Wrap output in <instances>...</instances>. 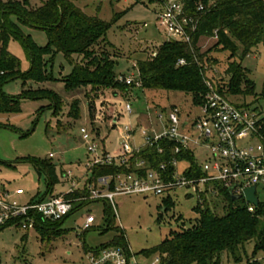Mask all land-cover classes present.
Here are the masks:
<instances>
[{"label": "rangeland", "instance_id": "374dc122", "mask_svg": "<svg viewBox=\"0 0 264 264\" xmlns=\"http://www.w3.org/2000/svg\"><path fill=\"white\" fill-rule=\"evenodd\" d=\"M3 1H16L27 5L26 8H37L46 0ZM75 2L87 14L99 16L111 23L106 34L110 46H106L109 52L115 55L119 75L137 78L138 61L151 57L167 40L166 33L158 29L156 24L157 12L160 9L158 2L145 0ZM12 19L19 24L20 30L30 35L38 45L48 44L46 30L19 23L15 15ZM144 23L148 25L144 27ZM216 44L217 38L214 37H202L199 41L201 51L208 52V57L212 58L210 63H207L210 75L224 84L229 81L226 69L230 51L222 50ZM9 50L21 59L23 72L30 69L28 55L18 40H10ZM52 56L54 55L49 53L44 57L46 60ZM231 60H238L248 70L247 77L253 79L255 93L247 97L244 95L230 97L236 102L249 104L252 108L259 105L264 108V101L259 95L264 87V45L260 44L251 49L247 56L239 55ZM53 71L60 79L72 71L62 53L56 54ZM49 85L51 86L50 83ZM53 86L65 101L61 110L55 112L54 108L48 107V99L25 98L21 100L19 113L0 114V184L11 191L24 189L25 194L17 196L20 201L35 195L39 197L48 188V178L37 170L32 162L34 159H49L57 165L59 180L52 188L54 193L68 192L72 184L64 175L69 171L80 180L78 187H83L91 172L87 167L89 154L81 140L80 128L88 126L91 129L92 125L101 127V136L106 137L104 141L106 148L119 152L121 146V142L117 140L119 132L117 128H111L112 118L115 114L125 113L124 106L127 102L132 105V112L124 114L120 127L132 132V144L138 148L145 144L141 135L142 126L147 130L154 128L157 132L163 130L166 116L164 114V119H159V113L169 111L172 107H177L183 118L193 119L201 113L200 108L192 101V96L185 92L130 87L132 90L125 97L115 98L107 94L95 101V114L99 120L91 124L84 88L68 91L61 80ZM4 89L9 94L18 95L22 90V80L11 81ZM77 102L80 113L74 118L70 115L71 105L74 103V106ZM50 153H54L55 156L50 157ZM202 158L197 157V161L201 162ZM188 167L187 162L181 161L179 175L183 176ZM257 194L259 199L264 201V186L260 185L257 188ZM168 198L172 200V204H167ZM222 199L217 200L216 204V211L219 214H223L228 205V201ZM108 202L100 199L76 209L62 223L60 230L54 233L42 234L37 228L25 231L16 226L1 229L0 264H88L87 249L96 250L105 245L111 246L121 235L124 237L121 246L131 248L142 263H147L153 258L154 253L145 254V250L156 247L182 226L195 223L199 217L196 211L198 198L191 189L184 187L166 191L162 195L150 193L115 196L112 205L115 215L113 227L109 226L111 218L107 211ZM236 202L244 203V200ZM90 211L97 217L96 227L86 231L83 224L86 214ZM247 249L251 254L253 245L249 244ZM258 259L263 261L264 258L259 255ZM241 264H246V261Z\"/></svg>", "mask_w": 264, "mask_h": 264}, {"label": "trees", "instance_id": "16d2710c", "mask_svg": "<svg viewBox=\"0 0 264 264\" xmlns=\"http://www.w3.org/2000/svg\"><path fill=\"white\" fill-rule=\"evenodd\" d=\"M75 1L46 0L37 8H26L27 5L16 1L0 0V114L19 113L21 100L25 98L48 99V107L54 108L55 112L61 110L65 101L53 86L61 80L68 91L84 88L91 124H94L98 119L95 114V101L107 94L115 98L125 97L132 90L130 87H137L134 83L126 84L119 79L115 55L106 46L109 45L106 34L111 23L99 16L87 14ZM145 1L160 3V0ZM186 2L188 12L200 17L192 43L167 39L155 54L139 60L136 68L137 78L141 81L140 88L182 91L192 96L194 104L202 103L209 90L205 76L211 79L215 77L209 76V67L205 68L212 58L208 57V52L201 51L199 41L202 37H214L217 34L216 45L222 50L230 51L226 69L229 81L224 84L218 81V90L228 95H254L255 83L247 77L248 70L238 60L231 59L239 55L247 56L251 49L260 44L264 45V0ZM200 2L206 6L201 14L197 12ZM13 15L19 23L46 30L48 44L40 46L30 35L24 34L19 24L12 19ZM11 39L18 40L24 47L31 63L29 70L23 72L21 59L9 50ZM49 53L54 56L45 60L44 56ZM57 53H62L72 67L71 73L61 79L53 71ZM182 58L187 63L180 65L179 60ZM17 79L22 80L21 92L18 95L7 93L5 85ZM259 95L264 101V87ZM73 104L70 115L77 118L80 113L79 102L78 105ZM243 104L250 107L249 104ZM253 109L261 117L260 134L264 140V108L259 105ZM96 127L92 125V130L101 135V127ZM159 148L163 150L160 151ZM173 148L174 142L164 139L153 146L142 147L124 165L92 166L89 168L91 176L86 180L84 188L70 193L68 197L76 199L86 196V184L96 182L100 176L129 172L144 174L148 168H159L162 162L168 166L166 177L172 178L175 167L171 161L174 157L180 162L189 163L184 172L188 176L202 175L193 153L174 154ZM140 160H145L144 167L138 166ZM32 162L48 178L45 194L54 193L52 188L59 180L57 165L49 159H34ZM221 195L223 196L220 199L228 201L223 214L216 211L217 200L198 202L196 211L199 217L195 223L182 226L156 247L145 250V254L161 253L165 258L162 264H241L245 261L246 264H263L264 259L261 261L258 257L261 255L264 258V201L260 200L255 211L250 212L246 201H233L227 189L221 190ZM166 202L172 204L170 198ZM88 203L89 200L76 201L70 214ZM107 211L111 218L109 226L113 227L115 215L109 202ZM69 215L56 221H38L36 228L42 234L54 233L60 230ZM112 243L121 246L124 237L121 235ZM249 244L253 245L251 254L247 249Z\"/></svg>", "mask_w": 264, "mask_h": 264}, {"label": "built area", "instance_id": "2783aa9c", "mask_svg": "<svg viewBox=\"0 0 264 264\" xmlns=\"http://www.w3.org/2000/svg\"><path fill=\"white\" fill-rule=\"evenodd\" d=\"M159 2L160 9L156 18L158 29L166 33L168 40L191 44L193 35L199 27L200 17L188 12L186 0ZM205 10V4L200 2L197 5V12L201 14ZM147 25L144 23V27ZM217 37L216 34L214 38ZM186 63L184 58L179 60L180 65ZM205 68L208 66L206 65ZM209 76L214 78L210 73ZM119 79L126 84L134 83L137 87H141L139 78L120 75ZM218 81L205 76L209 90L203 102L195 104L201 112L196 118H183L179 109L172 107L169 111H165L166 113L158 114L159 119H164V114L166 116L162 131L141 127L144 146H153L158 141L167 139L174 142V154L189 152L193 153L196 159L203 157L201 162L197 161L202 175L194 177L184 173L180 176V161L174 157L171 161L175 167L172 178L166 177L168 166L167 163L162 162L159 168H148L144 174L129 172L100 176L96 182L86 184V196L76 199L68 197L70 193L79 189V181L72 171L64 175L72 184L68 192L32 197L24 201L17 199V196L25 194L24 189L11 191L0 184V230L16 226L29 231L36 228L38 221L60 220L73 211L78 200L93 202L105 199L114 204V197L117 195L150 193L162 195L166 191L183 187L191 189L197 196L198 202H204L219 200L221 190L229 191V187L235 185L233 193L242 195L241 199L246 201L244 196L246 188L264 186V140L260 134L261 117L257 110L234 101L228 94L221 93L218 90ZM124 107L126 113L132 112L130 102L125 103ZM80 134L89 154L88 168L95 165H124L136 151L142 148L132 144L133 134L125 131L124 128L119 152L105 150V138L88 126H82ZM159 150L163 149L159 148ZM54 156V153H50V157ZM145 165V160L138 161L139 167ZM256 196L259 198L257 189ZM246 203L250 212L255 211L256 206L253 203L248 201ZM96 221V215L91 211L88 212L83 229L87 231L95 228ZM86 257L88 264H162L165 259L164 255L157 252L149 262L142 263L131 248L118 245L104 246L96 250L87 249Z\"/></svg>", "mask_w": 264, "mask_h": 264}, {"label": "water", "instance_id": "95a60500", "mask_svg": "<svg viewBox=\"0 0 264 264\" xmlns=\"http://www.w3.org/2000/svg\"><path fill=\"white\" fill-rule=\"evenodd\" d=\"M234 188H235V185H232L231 187H229V192H230L231 199L233 201H237L242 198V195L234 194L233 193ZM256 189H257L256 186L246 188L244 191V196H245L246 201L253 203L255 206H258L260 203V200L256 196ZM164 210L165 209L163 208L162 211Z\"/></svg>", "mask_w": 264, "mask_h": 264}, {"label": "crops", "instance_id": "0c3cea01", "mask_svg": "<svg viewBox=\"0 0 264 264\" xmlns=\"http://www.w3.org/2000/svg\"><path fill=\"white\" fill-rule=\"evenodd\" d=\"M116 100V99H115ZM118 100V99H117ZM120 113H122V112H120ZM126 113V112H125ZM125 113H122L121 115H118V114H115L114 115V117L112 118V121L114 122L113 123V125L111 126V128H117L118 129V132H119V136H118V141H122V133H123V128L122 127H120V124L123 122L122 121V119L124 118V114ZM124 122H126L125 120H124ZM127 123H129V122H127ZM125 125V124H124ZM105 139H104V141L106 140V137H104ZM105 146V150H107L108 152H116V150H114V151H109L107 148H106V145H104ZM87 176H88V174H87ZM79 182H80V180L79 179H77ZM85 183H86V181H85ZM85 183H84V185H85ZM79 184V183H78ZM84 185H83V187H81V188H79V189H83L84 188ZM47 194H43V195H41V196H39V197H44V196H46ZM33 198H35V197H38V196H32ZM32 197H30V198H32ZM29 198V199H30ZM82 208V207H81Z\"/></svg>", "mask_w": 264, "mask_h": 264}]
</instances>
